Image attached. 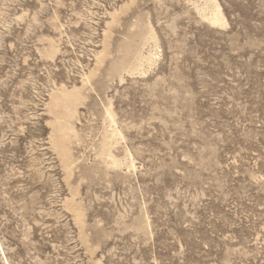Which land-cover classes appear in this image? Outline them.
Wrapping results in <instances>:
<instances>
[{
	"label": "rangeland",
	"instance_id": "obj_1",
	"mask_svg": "<svg viewBox=\"0 0 264 264\" xmlns=\"http://www.w3.org/2000/svg\"><path fill=\"white\" fill-rule=\"evenodd\" d=\"M0 264H264V0H0Z\"/></svg>",
	"mask_w": 264,
	"mask_h": 264
},
{
	"label": "bare ground",
	"instance_id": "obj_2",
	"mask_svg": "<svg viewBox=\"0 0 264 264\" xmlns=\"http://www.w3.org/2000/svg\"><path fill=\"white\" fill-rule=\"evenodd\" d=\"M216 8H217V7H216ZM216 8H215V9H216ZM220 13H221V12H220ZM220 13L217 12V11L215 10L214 13H213V14L211 13L212 15H211L210 17L208 16L207 19L209 20V22H211V24H216V25H217V24H220V23H221V18H220L221 16H220V15H222V14H220ZM222 21H223V20H222ZM209 22H208V23H209ZM146 59L149 60V59H150V55L147 56ZM149 61H150V60H149Z\"/></svg>",
	"mask_w": 264,
	"mask_h": 264
}]
</instances>
